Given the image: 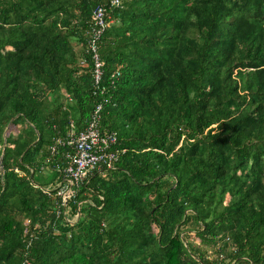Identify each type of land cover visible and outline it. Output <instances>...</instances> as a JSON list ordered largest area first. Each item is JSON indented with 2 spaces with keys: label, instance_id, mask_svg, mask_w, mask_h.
Instances as JSON below:
<instances>
[{
  "label": "trees",
  "instance_id": "1",
  "mask_svg": "<svg viewBox=\"0 0 264 264\" xmlns=\"http://www.w3.org/2000/svg\"><path fill=\"white\" fill-rule=\"evenodd\" d=\"M110 2L0 0V264H264V0ZM99 104L125 152L63 204Z\"/></svg>",
  "mask_w": 264,
  "mask_h": 264
},
{
  "label": "built area",
  "instance_id": "2",
  "mask_svg": "<svg viewBox=\"0 0 264 264\" xmlns=\"http://www.w3.org/2000/svg\"><path fill=\"white\" fill-rule=\"evenodd\" d=\"M111 7H120L121 0H111ZM93 27L89 49L92 52L94 68L92 70L94 83L99 87L103 77L101 56L99 53L98 41L113 20L107 14L105 7H98L92 17ZM68 100H72L68 96ZM102 104L97 105L95 112L86 127L81 131H76L74 122L72 129L65 136L54 139L50 150L56 154L61 148L67 150L66 156L69 163L60 169L64 180L59 184V188L52 192L51 196L60 198L63 204L75 196V188L84 182L89 175L96 171L115 168L125 149L118 148V135L113 130H104L101 125ZM51 192V193H50Z\"/></svg>",
  "mask_w": 264,
  "mask_h": 264
},
{
  "label": "rangeland",
  "instance_id": "3",
  "mask_svg": "<svg viewBox=\"0 0 264 264\" xmlns=\"http://www.w3.org/2000/svg\"><path fill=\"white\" fill-rule=\"evenodd\" d=\"M61 94H62L63 97L65 98V95H64L62 92H61ZM65 100H66V98H65ZM66 102H68V101L66 100ZM211 102H212V101H211ZM211 104L213 105L214 102H212ZM212 105L209 106V110H212V109H213V106H212ZM9 131H12L13 133H17V132L19 131V126H17V125H10ZM9 131H8V132H9ZM194 235H195V233L192 232V233H190V235L188 236V238L191 237V238L193 239V243L195 244V246H198L199 243H200L201 241H200V239H199L197 236H194ZM191 238H190V239H191ZM206 252L208 253L209 256L215 258L216 253H215L214 250H212V249H207Z\"/></svg>",
  "mask_w": 264,
  "mask_h": 264
},
{
  "label": "water",
  "instance_id": "4",
  "mask_svg": "<svg viewBox=\"0 0 264 264\" xmlns=\"http://www.w3.org/2000/svg\"><path fill=\"white\" fill-rule=\"evenodd\" d=\"M0 166H1V168L3 169L2 160H0Z\"/></svg>",
  "mask_w": 264,
  "mask_h": 264
}]
</instances>
